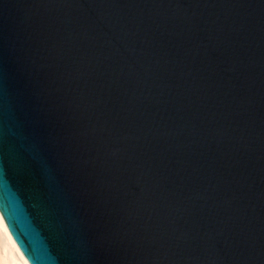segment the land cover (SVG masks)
Returning a JSON list of instances; mask_svg holds the SVG:
<instances>
[{
    "label": "water",
    "instance_id": "obj_1",
    "mask_svg": "<svg viewBox=\"0 0 264 264\" xmlns=\"http://www.w3.org/2000/svg\"><path fill=\"white\" fill-rule=\"evenodd\" d=\"M0 214L27 264H264V0H0Z\"/></svg>",
    "mask_w": 264,
    "mask_h": 264
},
{
    "label": "bare ground",
    "instance_id": "obj_2",
    "mask_svg": "<svg viewBox=\"0 0 264 264\" xmlns=\"http://www.w3.org/2000/svg\"><path fill=\"white\" fill-rule=\"evenodd\" d=\"M0 264H27L10 236L3 219H0Z\"/></svg>",
    "mask_w": 264,
    "mask_h": 264
},
{
    "label": "snow or ice",
    "instance_id": "obj_3",
    "mask_svg": "<svg viewBox=\"0 0 264 264\" xmlns=\"http://www.w3.org/2000/svg\"><path fill=\"white\" fill-rule=\"evenodd\" d=\"M0 219H5V220H7V217L4 215V214H0ZM9 228H10V226H9ZM13 234V233H12ZM14 236V235H13ZM17 242V244H19L20 245V243L18 242V241H16ZM20 247H21V245H20ZM21 250L24 252V255L25 256H27L28 258H29V260H31L32 261V264H34V260L32 259V258H30L31 256H32V253L29 251V252H25L24 251V249L21 247Z\"/></svg>",
    "mask_w": 264,
    "mask_h": 264
}]
</instances>
